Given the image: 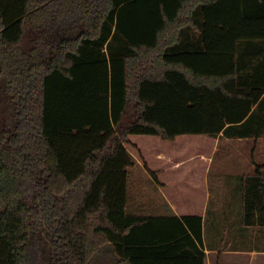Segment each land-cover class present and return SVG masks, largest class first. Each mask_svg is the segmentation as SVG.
Listing matches in <instances>:
<instances>
[{
    "label": "trees",
    "instance_id": "obj_1",
    "mask_svg": "<svg viewBox=\"0 0 264 264\" xmlns=\"http://www.w3.org/2000/svg\"><path fill=\"white\" fill-rule=\"evenodd\" d=\"M200 134L264 136V0H0V264H206L202 215L127 212L132 136Z\"/></svg>",
    "mask_w": 264,
    "mask_h": 264
},
{
    "label": "crops",
    "instance_id": "obj_2",
    "mask_svg": "<svg viewBox=\"0 0 264 264\" xmlns=\"http://www.w3.org/2000/svg\"><path fill=\"white\" fill-rule=\"evenodd\" d=\"M220 137L223 138V135H220ZM224 138L227 140V146L223 149L222 157L227 160V163L220 165L216 169V173L215 171L213 172L215 175H218L213 181L214 188L212 186L213 158L207 165L196 162L192 167L193 173L179 172V174L162 177L160 182L156 181L162 191L163 200L157 199L147 203L148 205L146 206L152 212L134 214L202 215L204 225V247L202 249L206 252V264H264V245L259 244L260 239L264 238V226H247L243 223L242 179L244 175L255 171V167L251 166L253 160L249 159L248 163L239 164L242 169L245 166V170H240L238 168L239 161H234L238 157V151L233 152L236 149H233L230 145L231 142L236 140L242 142L254 140V142H258V139L228 136H224ZM253 148L251 152L252 158L254 156ZM225 153H236V155L233 158L231 155ZM254 154L256 156L255 151ZM174 161L178 164V161ZM260 164H264V162ZM186 165L183 162V164L180 163L174 168L185 169ZM135 166L144 167L138 160L133 165V167ZM198 170H204V172L197 173ZM231 177L235 179L230 180ZM228 185H231L229 186L230 188L225 189ZM218 192L223 193L221 200L217 199L220 197L216 195ZM213 196L217 201L214 202L212 209L214 220L211 222V228L208 229L206 218L209 214L210 201ZM233 201L239 203V206L238 204H232ZM225 234L234 242L230 240L227 245H223V242H220V238Z\"/></svg>",
    "mask_w": 264,
    "mask_h": 264
},
{
    "label": "rangeland",
    "instance_id": "obj_3",
    "mask_svg": "<svg viewBox=\"0 0 264 264\" xmlns=\"http://www.w3.org/2000/svg\"><path fill=\"white\" fill-rule=\"evenodd\" d=\"M145 137L147 136L144 135L132 136V138H135L134 139L135 141L132 140L131 144L129 145V148L133 151L136 160H138L142 164L141 157L143 158L144 156H146V159H148L150 163L151 161L155 163L154 168L158 169L159 172H165V170H163L165 166L157 165L162 163L159 162L158 157L164 156L163 153L169 155L172 160H176L178 162L179 161L185 162V164L188 162H192L189 165H195L196 162L210 163V161L213 158L214 163L212 169V186L214 188L213 181L215 177L216 178L218 177V175H215L213 172L215 171L216 173V169H218L220 165H224V163H227V160L224 157H222L223 149H225V147L227 146L226 145L227 140L226 138H224V136L223 138L221 137L212 138L208 136H202L201 134L192 135V136L182 135L179 136L176 141H173L172 143L168 142L167 144L162 142H155L153 141V139L145 140ZM230 145L233 147V149H236L233 152L238 151L237 153L238 157L234 161L237 162L239 161L238 168L240 170H245V166L244 169H242V167L239 164L248 163L249 159L253 160L251 154L252 147H254L253 148L254 159L259 163L264 162V137L258 139V142H254V140L251 141L245 140L243 142L236 140L231 142ZM236 147H238L239 149ZM254 151L256 153V156L254 154ZM160 153L162 154L159 155ZM225 154H229V153H225ZM229 155H231V157L234 158L236 153H230ZM251 166L255 167V164L251 162ZM182 171H184L183 173L194 172L192 170L189 172L187 170H182ZM203 172L204 170L197 171V173H203ZM233 173H235V171H233ZM231 179L233 180L235 178L231 177L230 180ZM229 186L231 185L226 186L225 189H229L230 188ZM216 195L218 197L220 196L217 199L221 200L223 193L218 192ZM240 198H241V194H240ZM157 199L161 201L163 200L162 191L157 185L156 180L150 176L147 169L141 166L129 167L127 212L129 213L152 212L148 209L146 205H148L147 203H149L150 201ZM215 201L217 200H215L213 196L210 201L209 214L207 215L206 218V224L208 229L211 228V222L214 220V213L212 209ZM232 204L234 205L238 204L239 206V203L235 201H233ZM230 240L232 239L227 234H225L220 238V242H223V245H227ZM232 242L234 241L232 240ZM259 244L264 245V238L260 239Z\"/></svg>",
    "mask_w": 264,
    "mask_h": 264
}]
</instances>
